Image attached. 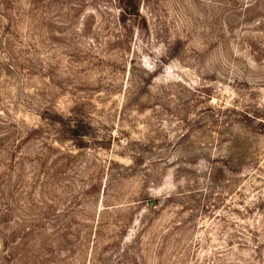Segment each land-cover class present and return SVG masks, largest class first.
Segmentation results:
<instances>
[{
	"label": "rangeland",
	"instance_id": "rangeland-1",
	"mask_svg": "<svg viewBox=\"0 0 264 264\" xmlns=\"http://www.w3.org/2000/svg\"><path fill=\"white\" fill-rule=\"evenodd\" d=\"M0 264H264V0H0Z\"/></svg>",
	"mask_w": 264,
	"mask_h": 264
},
{
	"label": "water",
	"instance_id": "water-1",
	"mask_svg": "<svg viewBox=\"0 0 264 264\" xmlns=\"http://www.w3.org/2000/svg\"><path fill=\"white\" fill-rule=\"evenodd\" d=\"M151 204H153V201H151Z\"/></svg>",
	"mask_w": 264,
	"mask_h": 264
}]
</instances>
